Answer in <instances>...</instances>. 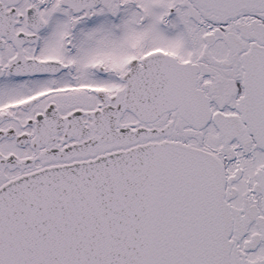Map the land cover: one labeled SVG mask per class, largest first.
Wrapping results in <instances>:
<instances>
[{
	"label": "snow or ice",
	"instance_id": "obj_1",
	"mask_svg": "<svg viewBox=\"0 0 264 264\" xmlns=\"http://www.w3.org/2000/svg\"><path fill=\"white\" fill-rule=\"evenodd\" d=\"M0 264H264V0H0Z\"/></svg>",
	"mask_w": 264,
	"mask_h": 264
}]
</instances>
